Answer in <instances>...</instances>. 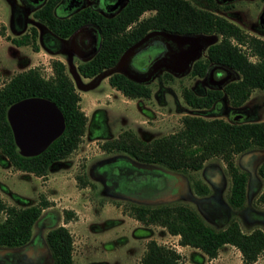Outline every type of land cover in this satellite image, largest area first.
<instances>
[{
    "label": "trees",
    "instance_id": "1",
    "mask_svg": "<svg viewBox=\"0 0 264 264\" xmlns=\"http://www.w3.org/2000/svg\"><path fill=\"white\" fill-rule=\"evenodd\" d=\"M59 1L47 0L34 12L35 18L63 37L72 35L85 24L94 25L101 36L100 46L91 59L76 66V71L84 78L93 79L110 70L109 85L128 99L149 98L151 95L147 83L134 81L118 69L125 51L149 32L161 30L182 36L219 37L208 46L206 57L193 63L190 74L204 78L208 69L217 65L233 73L235 78L221 88L208 89L205 93L187 87L181 92L188 107L198 114L213 113L211 117L185 114L177 131L151 141L141 139L131 129L122 130L117 137L102 142L100 148L107 153H120L122 172L135 175L134 178L141 182L158 177L166 181L169 176L177 174L185 176L189 170L202 169L208 159L220 158L231 180L228 207L238 209L242 216L249 218L253 224L250 230L244 231L232 217L224 220L221 226L208 224L201 214L183 203L150 205L151 201L145 202L149 204L134 202L126 208V213L142 225L163 227L169 234L179 236V245L200 249L209 259L218 255L221 246L229 244L240 252L242 264L256 262L264 253V160L257 168L262 188L257 197L261 206L256 208L248 202L249 174L240 170L235 157L252 148L264 150V121L259 118L257 108L245 106L252 91H264V39L249 34L211 9L196 7L189 0H126V4L112 15L85 7L67 17L55 15L54 9ZM202 1L208 7L217 6L216 0ZM145 12L152 13L143 17ZM36 34L37 30L32 28V35L26 34L13 41L18 45L32 44L37 49ZM51 67L52 74L48 77L39 67H31L14 74L0 87V152L14 169L38 177L46 176L55 161L67 158L79 147L87 124V116L80 106V95L66 72L65 64L56 59L51 62ZM164 78L172 79V75L166 73ZM29 97H43L54 102L63 114L65 126L41 153L23 156L15 143L7 110L13 103ZM227 109L230 120L219 117L221 111ZM76 180L80 187L89 183L79 175ZM195 186L199 194L207 193L203 184L196 182ZM49 205V201L40 197L35 205L17 207L0 197V249L8 250L0 253L1 259L12 261L15 250L30 242L33 225ZM64 214L67 220L72 216L69 210ZM45 243L51 264H73V236L66 226L50 228ZM140 263L185 264L175 248L155 239L146 242Z\"/></svg>",
    "mask_w": 264,
    "mask_h": 264
},
{
    "label": "rangeland",
    "instance_id": "2",
    "mask_svg": "<svg viewBox=\"0 0 264 264\" xmlns=\"http://www.w3.org/2000/svg\"><path fill=\"white\" fill-rule=\"evenodd\" d=\"M11 1L21 3V0ZM75 1L80 2V0ZM75 1L60 0L54 9L55 15L70 16L85 6L93 7L104 15H112L126 4V0H81L80 4ZM189 1L196 7L213 10L218 15L236 23L249 34L264 39V34L259 33L252 25L254 23L258 25L259 21H262L264 0H216L215 8L208 7L202 0ZM11 11L7 0H0V87L14 74L31 67H39L42 74L48 77L52 74L51 62L59 59L65 64L66 72L80 95V106L87 116V124L79 147L70 156L53 165L44 177L14 169L0 152V197L2 200L17 207L35 205L40 197L50 202L33 225L29 245L24 249H16L12 261L1 259V256L0 263L19 264L27 261L29 264H51L45 235L50 228L64 225L73 236V264H139L145 251L146 240L152 238L157 239L156 241L160 244L178 250L182 261L186 264H242L240 252L232 245L224 244L219 248L215 259H209L204 252L194 247L178 249L173 246V244L179 245L178 242H175L171 234L161 226L142 225L126 213V208L134 202L149 204L145 202L151 201L150 205L165 202L183 203L192 207L199 215L201 214L208 224L221 226L224 220L232 217L240 223L244 231L250 230L253 224L249 218L246 215L242 216L238 209L231 210L228 207L231 180L220 158L208 159L202 169L189 170L185 176L175 175L181 180L185 192H174L152 197V199H145L148 196H137V188L145 184L134 178L133 174L123 172L126 178L124 189L138 199L106 188L98 173L105 161H119L122 157L117 152L103 151L100 148L102 142L117 137L122 130L126 129H131L145 141H151L177 131L181 127L180 119L185 114L211 117L213 113L198 114V111L188 107L182 98V89L187 87L197 92L198 86L200 88L198 90L204 88L205 91L221 88L226 82L234 79L235 75L229 72L228 80L224 84L218 83L217 86L214 84L209 86L206 82V79L210 77V69L204 78L192 76L190 71L193 63L197 59L206 57L204 47L203 53L200 50V54L192 58L185 68L182 61V67L178 71L163 67L157 69L151 79L146 82L151 89L149 98L128 99L109 85L110 70H106L98 78L87 79L76 71V66L82 61L76 54H74V61L67 64L64 56L52 55L41 46L36 49L29 45H15L11 38L16 34L9 30L7 19ZM151 13L145 12L143 17ZM30 24L34 22L28 20L27 25ZM262 28L264 29V25ZM193 37H202L210 43L219 39L218 36ZM156 56V50L149 49L135 58L134 63L137 69H145ZM250 59L255 60L254 57ZM166 73L171 74L172 79L166 80L164 78ZM245 106L257 108L259 118L264 121V91L260 89L252 91ZM219 117L225 120L232 119L228 109L221 111ZM263 160L264 150L259 148H252L235 157L240 170H245L249 174L248 202L256 208L261 206L257 203V197L262 188L261 180L257 176V168ZM211 168L216 169L215 173L218 170L222 171L220 173L223 177L219 180L220 183L212 182L214 176L211 175ZM77 175L86 178L88 185L80 187L76 180ZM196 182L206 186L207 193L199 194L196 190ZM165 191L170 192L169 187ZM147 193L151 194L152 191L148 188ZM65 210L72 212L68 220L64 214ZM7 251L0 249V253ZM253 264H264V253Z\"/></svg>",
    "mask_w": 264,
    "mask_h": 264
},
{
    "label": "flooded vegetation",
    "instance_id": "3",
    "mask_svg": "<svg viewBox=\"0 0 264 264\" xmlns=\"http://www.w3.org/2000/svg\"><path fill=\"white\" fill-rule=\"evenodd\" d=\"M46 1L47 0H21V3L18 4L16 2H12L11 0H7L12 10L7 18L9 20V30L16 34L15 37L11 38V41L17 46L29 45L34 48L32 44L18 45L13 40H20L21 38H24L26 34L32 35V28H35L37 30V34L35 36V44L38 48L41 46L52 55L64 56L67 64H70L74 61V54H76L78 58L82 60L80 62L91 59L97 52L101 41V36L98 33L96 27L92 24H85L77 29L72 35L66 37L53 33L34 16V12L38 8H40ZM80 2L75 1V3L78 4H80ZM28 20L33 21L34 24H30L31 26L27 25ZM261 20V22L259 21L260 24L258 23V25H256L254 23L252 25L257 28L259 33L264 34V29L262 28V25H264V10L261 15ZM36 24L39 25V30L38 25ZM96 38H98L99 42L97 46ZM67 40L69 41L67 42ZM211 43L205 39H202V37H194L192 39H189L188 41L172 39L168 37L167 33L161 30H154L149 32L142 40L125 51V53L123 54L124 61L122 64V69H125V71H121L127 77L134 81L146 83L151 79L156 70L161 67L172 71L180 70L183 64L182 60L184 58V55L191 51L193 47L197 46L198 44L201 47V52L203 53L202 50H204V47L205 52H207V48ZM149 49L156 50L157 56L151 60V62L145 69H137V65L134 63L135 58L142 55L144 52H147ZM209 69L210 77L206 79V82L209 86L213 84L217 86L220 79H222L226 75H229V72L221 66L216 65L210 67ZM160 76L163 77L162 75ZM196 87L194 89H196ZM198 89H200L199 86ZM198 89H196L197 92H206L204 88H201V90ZM119 162L120 161H105L99 168V177L102 178V182L106 188L112 191L119 192L121 194L130 195L125 192L124 184L126 182V178L121 170L122 168L118 167ZM115 166H117V168H115ZM101 172L103 173L101 174ZM125 173L128 172L125 171ZM142 183H144L145 185L137 188V196L160 197L161 195L172 194L174 192H182L183 189H185L183 187V184H181V180L179 179V177L175 175L169 176L164 182H162L161 177H158L155 179H148L147 181ZM168 187L170 189V192L165 191L168 190ZM148 188L150 191H152L151 194L147 193ZM28 245L29 243L25 247H27ZM25 247H23L22 249H24Z\"/></svg>",
    "mask_w": 264,
    "mask_h": 264
},
{
    "label": "water",
    "instance_id": "4",
    "mask_svg": "<svg viewBox=\"0 0 264 264\" xmlns=\"http://www.w3.org/2000/svg\"><path fill=\"white\" fill-rule=\"evenodd\" d=\"M167 35L181 41L194 38L177 34L167 33ZM98 38H96V46L99 43ZM200 48L197 44L184 55L183 68L187 67L192 58L200 54ZM123 59L124 55L120 59L118 69L125 71L122 69ZM228 78L229 75H226L219 80V83L224 84ZM7 118L19 153L23 156L41 153L63 132L65 126L63 114L57 105L43 97H29L13 103L7 110Z\"/></svg>",
    "mask_w": 264,
    "mask_h": 264
},
{
    "label": "crops",
    "instance_id": "5",
    "mask_svg": "<svg viewBox=\"0 0 264 264\" xmlns=\"http://www.w3.org/2000/svg\"><path fill=\"white\" fill-rule=\"evenodd\" d=\"M263 39V38H262ZM65 159V158H64ZM64 159H60V160H57V161H55L52 165H51V167H53V165H55L56 163H58V162H61L62 160H64ZM51 167H50V169H51ZM212 169V174L211 175H213L214 177H213V180L214 181H212L214 184H216V183H220V179H222V177H223V174H221L220 172H222V171H220V170H218L216 173H215V170L216 169H214V168H211ZM162 229H164L163 227H161ZM166 230V229H165ZM171 237H172V239L175 241V242H178V239H179V236H177V235H171ZM153 239V238H152ZM149 240V239H148ZM148 240H146V242L148 241ZM157 240V239H156ZM173 246H175V247H177L178 249H179V247L181 248V249H184L185 247H188V246H181V245H175V244H173ZM178 251V250H177ZM181 254V253H180ZM212 259H215V258H212ZM185 263V262H184ZM140 264V263H139ZM186 264V263H185ZM191 264V263H190Z\"/></svg>",
    "mask_w": 264,
    "mask_h": 264
}]
</instances>
